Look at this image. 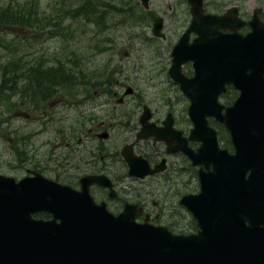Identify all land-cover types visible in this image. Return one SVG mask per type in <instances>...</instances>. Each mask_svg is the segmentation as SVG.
I'll return each mask as SVG.
<instances>
[{
  "label": "water",
  "instance_id": "95a60500",
  "mask_svg": "<svg viewBox=\"0 0 264 264\" xmlns=\"http://www.w3.org/2000/svg\"><path fill=\"white\" fill-rule=\"evenodd\" d=\"M141 1L149 7L150 0ZM188 1L193 19L173 48L169 73L191 97L189 114L196 124L191 137L203 141L197 152L182 149L193 163L213 166L209 173L200 172L201 192L182 200L197 218L199 231L175 235L168 228L138 223L130 208L114 215L88 190L93 180L111 188L105 176L83 179L82 190L77 191L39 174L20 181L0 174V264H264V258L245 256L264 247V236L247 235L241 225L232 224L246 219L247 213L254 219L264 206V25L255 19L254 32L247 36L225 34L221 29L242 26L237 8L225 15L205 14L203 0ZM163 22V17L155 19V35L165 37ZM192 31L198 36L189 43ZM187 61H193V78L182 73ZM226 84H234L241 94L222 113L218 96ZM209 115L229 129L234 153L219 147L216 131L207 124ZM171 127L153 130L145 123L138 138L157 132V138L174 146ZM176 144L169 150H180L181 139ZM130 147L122 153L131 174L143 177L158 171ZM247 170L252 172L248 180ZM40 211L53 218H34L33 213Z\"/></svg>",
  "mask_w": 264,
  "mask_h": 264
},
{
  "label": "flooded vegetation",
  "instance_id": "af4514ba",
  "mask_svg": "<svg viewBox=\"0 0 264 264\" xmlns=\"http://www.w3.org/2000/svg\"><path fill=\"white\" fill-rule=\"evenodd\" d=\"M183 1L188 4L191 20V5L188 0ZM204 5L208 12H218L220 14L225 13V11L229 9L227 8L221 11L220 9L222 5L219 6L216 2L211 0H204ZM208 6L210 9H208ZM138 8H141V5H139ZM257 8H260V11L258 12L259 15H254ZM238 10L241 13L239 16L243 20L242 26L238 29L240 33L247 35L254 32L252 21L255 20V16L259 21L264 23L263 7H255L250 17L246 12L240 10V8ZM97 15L102 14L99 13ZM143 15H150L151 22L144 26L139 24L138 27L141 29L137 31H135L134 28L130 29L126 39L130 42V46L133 43H140L141 45L151 47V62H148V60L143 61L138 55L135 62L137 63L136 68L130 71V75L127 76L128 78H131L130 83L126 81L127 79L121 78L123 70L116 64L114 59H107L100 64H95V60L93 59H82L81 71H75L73 65H71V67L67 69V78L60 77V81L67 82L68 80H75V78H78L81 75L80 81L86 84V89L89 90H82V92L76 90V96H78L79 99H76L77 102H75L73 98L75 92L70 95L66 92L57 91V87L53 85L55 80H57L55 71L52 69L53 59H51V56H47L46 59H43L40 50L41 46L39 43H35L34 45H25L22 49L20 46L21 52L18 56L24 57L25 67L18 77V96L22 99L25 96L26 90H31L34 97H38L39 99L37 102L39 105H35V110L39 109L43 114L49 116H51L55 107L60 105H64L63 107L67 105V110L75 108L77 111L74 120L77 124H70L67 126V134H60V140L59 136L56 135L59 142L61 144H66V147H68L67 160L63 169L65 170L67 177L72 180L71 184L73 186L81 187V180L85 177L105 175L112 181L115 195H111L110 189L101 186L98 182L90 184V191L97 202L105 203L114 213H119L124 210L128 203H134L144 208L143 215L138 217L139 220H144L148 217V220L156 225L185 228L179 223L180 218L178 216L179 214L184 213L189 218L187 227H192L194 225L196 227V220L189 215L185 208L180 206L179 200L176 202V207L170 205L169 209L166 210L167 206H158L159 202L157 200L154 199L151 201L149 199L148 191L145 190V188L133 185H128L127 188L121 186V183L124 182L131 183L133 181H143L147 178H158L163 180L161 185L165 189L171 190V193L175 194L180 190L179 187L182 182L186 185V182L188 184L193 181V178L198 181L196 174L199 176V170L201 169V166H195L183 151L169 150V148H175L177 142L180 143L181 136L185 137L188 146L192 149H198L201 144L199 141L192 140L189 137L194 126V120L189 114L192 99L190 96H186L181 85L172 80L173 86L172 88H169V91L172 89L174 96L172 98H167V95H163L164 105L167 109L162 115L157 114L149 105L141 101L145 99L144 94L141 93L139 89L138 80L143 79L139 77L141 71H146L148 75L152 73L149 78H154L156 75L163 72L169 78H167V81L171 79L169 75V69L171 66V45L167 51V59L162 65L163 71H160V53L162 48L166 51L167 46L164 47L159 44V40H157L152 32V23L159 15L151 9L148 10V13H143ZM148 29L150 30L149 35L147 34ZM224 32L229 33L231 30L225 29ZM195 36L196 34L193 33L191 39ZM117 39L118 37L115 36L112 38L105 37L103 41H111L113 44L110 43L109 49L115 51V48L116 50L119 48L116 47ZM96 41L98 42L99 39ZM27 46L28 50L25 49ZM129 54L130 53H128V55ZM9 57L10 55L7 54V60ZM145 62H147V64H145ZM58 66H60L61 69H64L63 63L60 65L58 64ZM183 71L189 78L192 77V63L188 62L184 64ZM145 78L148 81L152 80L148 77ZM91 79L94 81V84L90 85ZM77 85L79 84L76 83L75 88ZM129 86L132 89L131 92H127ZM42 87L45 88L44 91L42 90ZM215 88H217V86H215ZM187 89L190 91L191 87H188ZM223 91L224 92H222L220 96V101L224 107L231 106L241 93L239 88L233 84H227ZM43 96L45 97L43 98ZM66 97L68 100L65 99ZM182 101H184L185 104L182 108H178L177 105ZM117 105L121 106V108H117ZM146 107H149V109ZM89 109L91 112H87ZM146 114H149L150 116L146 117ZM67 118H70L69 113H65L59 121H63ZM207 119L209 124L218 132L226 133L227 138L221 137L220 142L222 146H225V144L228 145L229 134L227 130L225 131L223 124L212 116H209ZM150 122L157 127L162 126L163 128H167L168 126H173L175 130L181 132V135L178 134L177 137H175L174 146H171L166 141H155L153 138L158 137H156L157 132L144 136L142 139H137L138 132L140 130L142 131L145 127V123L148 125ZM152 129L155 130L154 128ZM115 130L119 133L118 140L114 142L115 144L112 147L111 145H106V142L111 138V133ZM105 132L109 133L108 136L102 137V134ZM127 133L130 135L134 134V138L129 140L130 135H127ZM151 141L152 143H150ZM129 144H132V147L130 148H132L138 155L145 157L151 166L154 167L160 165L161 162H164L162 165L163 171L152 176H147L144 179L139 178V176L131 175L130 167L122 154L125 146ZM119 170L120 173L115 174V172H118ZM26 171L29 172V170ZM55 174V177L60 176L58 171H56ZM184 176L188 177L187 181L184 180ZM181 177L182 180L179 179ZM197 183L199 185V181ZM160 188L155 194L160 193ZM163 192L167 195L165 199L170 198L167 192ZM184 192L185 191L181 193L178 192V196ZM150 205H152V208H150ZM153 207L157 208L154 210ZM249 213H251V211H249ZM43 217L46 216L44 215ZM232 224L241 225L243 227V232L247 235L256 234L259 236L262 234L264 236V206L261 205L259 213L254 219H251L250 214L247 213L246 219ZM257 243L259 242L257 241ZM254 250L255 252L246 254L245 256L264 258V247Z\"/></svg>",
  "mask_w": 264,
  "mask_h": 264
},
{
  "label": "rangeland",
  "instance_id": "374dc122",
  "mask_svg": "<svg viewBox=\"0 0 264 264\" xmlns=\"http://www.w3.org/2000/svg\"><path fill=\"white\" fill-rule=\"evenodd\" d=\"M8 1L9 0H0V3ZM211 1L216 2L219 6L222 5L220 9L221 11L237 5L239 6L240 10L246 12L249 17L255 7L261 6L264 8V0ZM53 2H55V0H40L41 7L47 8L48 11ZM115 2H118V0H115ZM150 9L155 11L157 15H162L165 17L164 32L166 33V37L164 39L157 37V40H159V44L164 47L167 46L166 51L164 48H162L159 58L161 62L160 71H163L162 65L167 59L166 56L168 48L171 45V49L172 46L178 41L183 30L187 28L191 15L189 13L188 4L183 0H151ZM208 9H210L209 6ZM68 22L69 24L67 25V29H74V36L71 37V42L78 48L77 53L78 55H80V57L78 58L87 59L90 56L93 60H95V64L103 63L107 59H114L116 64L119 65L123 70L121 78L127 79L126 81L128 83L131 82V78H128L127 76L130 75V71L136 68L137 63L135 62L138 55L143 61L148 60V62H151V47L141 45L140 43H133L130 46V42L126 39L130 32V29L134 28L135 31L141 29L140 27H138L139 22L134 23V21L132 20L125 25H116L117 28L113 23H111L109 28L105 29V31L103 30L104 32L100 30L101 27L96 26L84 17L74 21L68 20ZM149 31L150 30L148 29V35ZM113 36L118 37L116 47L119 48L117 50L116 48L115 51H111L109 49L102 53L96 50H90L89 44L92 43L91 37L94 40L99 39V43H101L103 42V39L105 37ZM46 40L47 41L44 43V47H46V50L52 51V53H56L61 44H64V39H62L61 36L47 35ZM128 53L130 54L128 55ZM145 64H147V62H145ZM151 75L152 73L148 75L146 71L140 72L139 77L143 79L138 80L139 89L140 92L145 96V99L140 100L143 103L149 105L157 114L162 115L167 109V107L164 105L163 95H167V98H172L174 96V92L172 91V89L169 91V88H172L173 83L171 79L167 81L168 77L163 72L156 75L154 78H149ZM145 77H148L152 80L148 81ZM65 99L68 100L67 98ZM184 104L185 102L182 101L177 105V107L182 108ZM5 106L6 105L0 104V173L20 178L26 174V170L41 169V172L43 174L55 179L54 169L60 167L57 163L60 162L61 166H63L66 164L67 160V148L59 142V133L67 132V126H69L70 124H77L74 122L77 115V111L75 110V108H70L69 110H67V105L65 107H63L64 105H60L55 107L52 115L49 116L41 113L39 110H37L36 113H33L32 111H30V109L26 108H15L7 111V108ZM116 107L121 108V106L119 105H117ZM87 112H91L90 109L87 110ZM65 113H69L70 118L61 121V124L58 123L60 118ZM129 133H127V135H130ZM23 135L28 136L26 139L23 138L24 142L19 144L20 147L24 148L29 155L25 162H21L16 159L18 158L15 154L16 150L12 148V142L14 141L11 140V138H14L16 136L24 137ZM56 135L59 136V140L58 138H56ZM8 138H10L9 142L7 140ZM118 138L119 133L117 130H115L113 133H111V138L106 142V145H111L112 147L115 144L114 142L117 141ZM133 138L134 134L129 136V140ZM150 143H152V141ZM54 157L56 160H54ZM57 171L62 176H64L62 168ZM119 173L120 170L118 172H115V174ZM184 177V180L187 181L188 177ZM179 179L182 180V177ZM197 182L198 181H196L194 178L193 181L189 182L188 184L186 182V185L184 182H182L180 184L181 186L179 187L180 190L175 194L171 193V190L165 189L161 185V183H163V180H160L158 178H147L143 181H133L131 183L124 182L121 183V186L127 188L128 185H133L136 187L138 186L145 188V190L148 191L150 197L149 199L151 201H153L154 199L157 200L159 202L158 206H167V210L169 209L170 205L176 207V202L180 197L178 196V192H196L198 190ZM159 188L160 193L155 194V192H157ZM163 191L167 192L170 198L165 199L167 195H165ZM157 207H153V209L155 210ZM150 208H152V205H150ZM178 216L180 218L179 223L181 224V226L185 227V229H190V227H187L189 218L184 213H181Z\"/></svg>",
  "mask_w": 264,
  "mask_h": 264
},
{
  "label": "trees",
  "instance_id": "16d2710c",
  "mask_svg": "<svg viewBox=\"0 0 264 264\" xmlns=\"http://www.w3.org/2000/svg\"><path fill=\"white\" fill-rule=\"evenodd\" d=\"M98 0H55L51 4L49 11L42 8L40 0H9L0 3V104L6 105L8 110L17 107L26 106L32 108L36 104L39 105L38 97L26 90L24 98L18 96V77L25 67L24 57H19V50L24 41L23 38L29 37L33 39L40 32H22L23 30H35L51 28V32H43L41 36L57 33L70 36V32H66L68 20H79L84 17L98 27H108L113 20L124 23L131 19L133 12L137 11L136 2L133 0H119L116 4L102 0L104 6H99ZM102 15H97L98 13ZM109 12H116V15H108ZM89 14V15H87ZM147 20V19H143ZM64 29V30H63ZM60 30V31H57ZM65 31V32H62ZM62 32V33H61ZM4 34H12L13 38L9 41L5 40ZM53 35V34H52ZM76 51V50H75ZM7 54L10 57H7ZM65 68H56V79L54 86L57 91L64 89L70 93L74 91V83L72 80L67 82L60 81V77L65 78ZM90 84H94L90 80ZM44 87L42 90L44 91ZM45 96H43L44 98ZM39 108V107H38ZM43 108V107H41ZM229 149L232 150V146ZM18 156H21L20 150L15 147ZM23 154V153H22Z\"/></svg>",
  "mask_w": 264,
  "mask_h": 264
}]
</instances>
